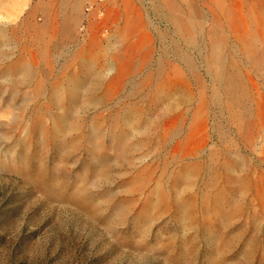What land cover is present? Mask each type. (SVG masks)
I'll use <instances>...</instances> for the list:
<instances>
[{"label":"rangeland","instance_id":"obj_1","mask_svg":"<svg viewBox=\"0 0 264 264\" xmlns=\"http://www.w3.org/2000/svg\"><path fill=\"white\" fill-rule=\"evenodd\" d=\"M62 1L0 0V264H264V0Z\"/></svg>","mask_w":264,"mask_h":264},{"label":"crops","instance_id":"obj_2","mask_svg":"<svg viewBox=\"0 0 264 264\" xmlns=\"http://www.w3.org/2000/svg\"><path fill=\"white\" fill-rule=\"evenodd\" d=\"M65 1H66V0H63L62 3H61V5H62V10L64 11V16H67V15H69V13L67 12L69 8H67V7H65V6L68 5V7H69V6H71V7H77L79 4H78V0H77V1H74V2H72V3L69 2V1H66V2H65ZM63 6H64L65 8H64ZM66 8H67V9H66ZM75 15H76L75 17H73L72 15H69L68 19L70 18V19L77 20V19H78V17H77V16H78V11L75 13ZM65 18H66V17H63L64 20H65Z\"/></svg>","mask_w":264,"mask_h":264}]
</instances>
